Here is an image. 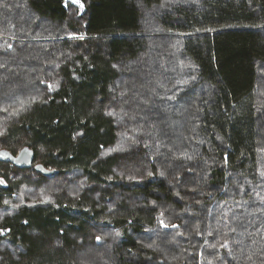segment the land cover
I'll return each instance as SVG.
<instances>
[{"label":"trees","instance_id":"1","mask_svg":"<svg viewBox=\"0 0 264 264\" xmlns=\"http://www.w3.org/2000/svg\"><path fill=\"white\" fill-rule=\"evenodd\" d=\"M0 139V264H264V0H0Z\"/></svg>","mask_w":264,"mask_h":264},{"label":"rangeland","instance_id":"2","mask_svg":"<svg viewBox=\"0 0 264 264\" xmlns=\"http://www.w3.org/2000/svg\"><path fill=\"white\" fill-rule=\"evenodd\" d=\"M73 2L75 3V4H78V0H73ZM0 149H1V139H0ZM1 160V159H0ZM1 162V161H0ZM3 168H5L4 170H5V172H8L10 175V181H20V180H22V182H21V184H26V186H32V185H36V187H38L39 185L41 186V182L40 181H38V178H37V176L35 175V174H33L32 172H30V171H26V172H24V173H21L22 175H23V177H21V175H18V173H16L15 171H13L12 169H10V168H8L7 166H3ZM0 171H1V165H0ZM26 173V174H25ZM29 181V182H28ZM69 181H73L74 183H76V184H78V182L80 181V177H79V175L78 176H76V175H71V176H69V180H68V182ZM30 182H31V184H30ZM43 189H45V187L43 188ZM49 190H51V192L52 193H54V191H57V190H52L51 189V187H47L46 189H45V191L46 192H49ZM62 190H58V192H56L55 194H60V192H61ZM57 197H59V196H57ZM28 201H29V199H27ZM110 237H106V239H109ZM105 239V240H106ZM113 242H115V239H114V236H112L111 238H110V240H109V245H107V246H105L106 248H107V250L109 251L110 249H111V247H112V243ZM103 245V244H102ZM104 247V248H105ZM87 248H85V250H86ZM85 252V255H87V254H89L90 252H87V251H84ZM110 252V251H109ZM107 253V252H106ZM108 257H109V255H108ZM88 263L89 264H93V263H95V261L94 260H92V259H90L89 258V260H88Z\"/></svg>","mask_w":264,"mask_h":264},{"label":"water","instance_id":"3","mask_svg":"<svg viewBox=\"0 0 264 264\" xmlns=\"http://www.w3.org/2000/svg\"><path fill=\"white\" fill-rule=\"evenodd\" d=\"M5 155V160L11 162L12 164L24 168H28L32 166L33 163V154L32 151L28 148H23L16 155H9L6 151H0V159L1 155ZM37 170H41L46 173V171L40 166L35 167ZM49 173V172H47Z\"/></svg>","mask_w":264,"mask_h":264},{"label":"snow or ice","instance_id":"4","mask_svg":"<svg viewBox=\"0 0 264 264\" xmlns=\"http://www.w3.org/2000/svg\"><path fill=\"white\" fill-rule=\"evenodd\" d=\"M81 7H83L82 5H81ZM82 38V37H81ZM9 47H11V45H9ZM49 88H51V85H49ZM262 175H264V173H262ZM261 199L262 200H264V197H261ZM99 239V238H98ZM222 247H227V243H225L224 245H222ZM251 257H249V259H250Z\"/></svg>","mask_w":264,"mask_h":264}]
</instances>
